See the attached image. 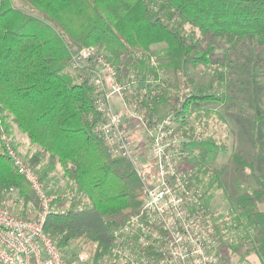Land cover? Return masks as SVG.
Instances as JSON below:
<instances>
[{"label":"trees","instance_id":"trees-1","mask_svg":"<svg viewBox=\"0 0 264 264\" xmlns=\"http://www.w3.org/2000/svg\"><path fill=\"white\" fill-rule=\"evenodd\" d=\"M196 30L213 40L203 43ZM218 40L230 51L253 43L264 66V0H0V203L10 200V210L29 220L31 207L41 208L14 163L13 150L55 197L44 229L66 252L68 263L81 246L95 248L93 264H102L113 258L118 242L138 244V234L122 229L131 217L144 218L143 182L133 163L114 155L99 131L97 106L104 90L95 78L104 60L116 72L106 75L104 86L123 87L115 106L119 110L123 104L136 114V122L126 126L131 135L144 129L149 145L151 128L165 116L162 105L170 107L167 116L178 134L172 149L180 167L191 172L189 186L198 196L190 213L216 264H230L229 255L222 254L226 248L241 262L264 264V177L244 150L228 155L238 173L228 212L211 210L208 192L216 182L221 188L226 165L217 163L227 148L196 134L190 123L192 115L217 113L211 104L225 103L217 93H207L217 73L212 70L210 84H194L189 93L180 81L187 71H208ZM87 47L95 48L94 55L77 65L78 53ZM171 74L178 79L174 86ZM251 122L258 126L264 114L256 109ZM14 128L34 148L25 156L14 142ZM56 166L70 183L64 193L47 189L45 180ZM152 248H145L151 258Z\"/></svg>","mask_w":264,"mask_h":264},{"label":"built area","instance_id":"built-area-1","mask_svg":"<svg viewBox=\"0 0 264 264\" xmlns=\"http://www.w3.org/2000/svg\"><path fill=\"white\" fill-rule=\"evenodd\" d=\"M94 53V47L83 48L77 55V65ZM99 62L102 68L95 82L104 90L97 106L102 116L99 131L114 155L133 163L143 182L145 196L144 218L133 216L122 229L132 237L138 234V244L118 242L112 249L113 259L122 264H216L215 254L210 253L206 240L198 234L197 223L190 213L191 204L198 196L189 186L191 172L180 167L172 149L178 142V134L170 115L153 125L149 150L147 155L142 153L126 127L128 119L136 114L130 108L125 110L123 104L119 110L115 106L114 98L122 94V85L112 82L104 86V78L114 76L115 69L104 60ZM10 154L39 196L41 211L37 219L29 220L14 214L7 201L0 203V264H70L44 229L55 197L45 192L44 183L32 166L13 150ZM151 245L155 247L150 249L152 258L145 251ZM91 248L79 255L80 261H94L96 250Z\"/></svg>","mask_w":264,"mask_h":264},{"label":"rangeland","instance_id":"rangeland-1","mask_svg":"<svg viewBox=\"0 0 264 264\" xmlns=\"http://www.w3.org/2000/svg\"><path fill=\"white\" fill-rule=\"evenodd\" d=\"M186 29L191 30V27L186 25ZM195 34L202 38L205 44L210 43V39L211 41L213 40L207 36L202 37L199 30H196ZM213 44L216 45V49L214 47L215 52L211 56L212 64L210 67L205 68H208V71L201 74L187 71L184 75L180 76V81L181 84L187 85L188 89H190L189 93L193 91L191 89H193L194 84L202 83V81L210 84L212 79L210 74L214 70L219 79L215 77L216 80L213 81V87L209 88L207 93H217L226 100H224L226 104L223 101H217L219 104L214 103L210 105L217 111V113H212L211 117L204 116L195 119L196 115H192L190 123L196 134H201L205 138L211 136L227 148V152L224 155H220L217 163L218 167H221L223 164L226 165V173L222 175L221 188L218 182H216L208 192L211 210L215 214H222L228 212L230 207L228 197L234 195L237 188L236 177L238 173H236L234 165L229 161L228 155L230 153L244 150L249 161H256L257 172L264 177V122H261L258 126L255 122H251V117L256 109L264 114V66L257 60L256 48L253 43L247 42L239 47V49L233 51L226 50V46L221 44L220 40L214 41ZM224 68L226 72L223 70ZM222 75L225 76L222 78ZM175 77L174 74H171L173 86L178 82V79H175ZM107 79H109L108 76ZM108 83L110 82L108 81ZM169 109L170 107L162 105L160 114L166 117ZM135 122L134 118L130 120L129 124L133 125ZM143 132L144 129L136 130L132 132V137L140 143L139 148L141 152L147 155L146 152L149 150L150 144L147 145L145 143V134L141 135ZM12 136L22 156H25L29 151L34 149L30 146L29 141L17 132V129H13ZM247 171L250 172V169ZM248 172L246 174H249ZM244 174L240 178H244ZM45 182H48L47 189L52 192L61 191V193H64L70 189V183L63 176L60 166H56L49 171ZM244 182L245 185L251 183L250 180ZM208 184L209 182L206 183V185ZM10 197L14 199L12 195ZM7 202L10 206L11 201ZM13 207L15 208V205ZM260 207L264 210V202L260 204ZM40 211L41 208L31 207L30 213L32 215H30V218L37 219ZM14 213L16 214L17 212L14 211ZM82 247H80L77 255L71 258L68 255L72 260L70 264H93V262L79 260V255L83 251L93 250L90 245ZM226 253L229 255L230 264H252L248 259L241 262L240 255L232 252L229 248H226L225 252L222 251L223 255ZM252 258V256L249 257L251 261ZM111 260L113 261L112 263L116 261L113 258ZM111 260L104 259L102 264H110ZM117 264L120 263L117 262Z\"/></svg>","mask_w":264,"mask_h":264}]
</instances>
